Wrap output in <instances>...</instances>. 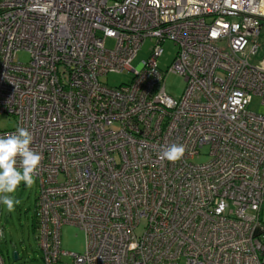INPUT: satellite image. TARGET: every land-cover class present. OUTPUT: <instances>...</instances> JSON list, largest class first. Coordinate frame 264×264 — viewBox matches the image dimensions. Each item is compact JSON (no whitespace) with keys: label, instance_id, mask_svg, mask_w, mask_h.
<instances>
[{"label":"built area","instance_id":"obj_1","mask_svg":"<svg viewBox=\"0 0 264 264\" xmlns=\"http://www.w3.org/2000/svg\"><path fill=\"white\" fill-rule=\"evenodd\" d=\"M262 21L264 0H0V114L15 121L0 135L28 128L42 155L41 264H264V113L248 107L264 105ZM172 143L175 163L160 158ZM63 224L80 252L62 249Z\"/></svg>","mask_w":264,"mask_h":264},{"label":"rangeland","instance_id":"obj_2","mask_svg":"<svg viewBox=\"0 0 264 264\" xmlns=\"http://www.w3.org/2000/svg\"><path fill=\"white\" fill-rule=\"evenodd\" d=\"M106 45L110 47L112 41L108 40ZM150 46L151 42L149 40L142 45L132 63L134 67H137L140 61L147 57ZM163 48L164 53L159 58L158 64L160 69L165 70L174 58L176 46L168 41L163 44ZM262 57L264 55L259 53L257 59L260 60ZM17 58L25 62L28 60V53L19 51ZM131 75V72L126 71L107 73L101 77V81L105 82L108 86H118L122 83H128ZM184 86L185 81L179 75L174 73L167 75L165 87L167 92L172 96L178 97L182 93ZM248 107L253 112L264 113V105L260 103L258 96L252 97ZM14 123L15 121L12 117L0 114V130L12 128ZM201 152L206 153L207 148L201 149ZM207 159V156L200 155L194 159V162H202ZM35 181V184L31 188L26 187L22 182L16 192L12 194L15 199L20 201L15 206L13 212H8L6 206L0 204V229L3 231V235L0 236V254L5 264H41L35 230V209L39 190L37 180L35 179ZM142 229L143 224L137 229V233H140ZM60 241L62 249L80 252L84 243L83 232L73 225L63 224L60 232ZM14 251L18 252L19 259H13Z\"/></svg>","mask_w":264,"mask_h":264},{"label":"clouds","instance_id":"obj_3","mask_svg":"<svg viewBox=\"0 0 264 264\" xmlns=\"http://www.w3.org/2000/svg\"><path fill=\"white\" fill-rule=\"evenodd\" d=\"M32 143L33 135L25 127L0 135V204L6 206L8 212H13L20 203L12 195L20 184L23 182L31 188L36 182L42 155L31 147ZM185 152V145L172 143L162 148L160 158L175 163Z\"/></svg>","mask_w":264,"mask_h":264},{"label":"crops","instance_id":"obj_4","mask_svg":"<svg viewBox=\"0 0 264 264\" xmlns=\"http://www.w3.org/2000/svg\"><path fill=\"white\" fill-rule=\"evenodd\" d=\"M258 41L260 45L259 53L261 55H264V21H262V26L258 36ZM261 219L262 221H264V205H262V209H261Z\"/></svg>","mask_w":264,"mask_h":264},{"label":"water","instance_id":"obj_5","mask_svg":"<svg viewBox=\"0 0 264 264\" xmlns=\"http://www.w3.org/2000/svg\"><path fill=\"white\" fill-rule=\"evenodd\" d=\"M17 258H18L17 252L14 251V252H13V259H17Z\"/></svg>","mask_w":264,"mask_h":264},{"label":"trees","instance_id":"obj_6","mask_svg":"<svg viewBox=\"0 0 264 264\" xmlns=\"http://www.w3.org/2000/svg\"><path fill=\"white\" fill-rule=\"evenodd\" d=\"M17 255H18V258H17V259H19V254H18V252H17Z\"/></svg>","mask_w":264,"mask_h":264}]
</instances>
